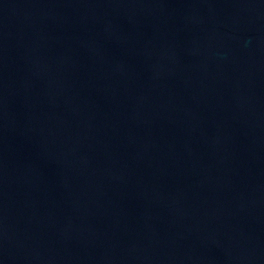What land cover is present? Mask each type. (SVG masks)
<instances>
[{"label": "water", "instance_id": "95a60500", "mask_svg": "<svg viewBox=\"0 0 264 264\" xmlns=\"http://www.w3.org/2000/svg\"><path fill=\"white\" fill-rule=\"evenodd\" d=\"M0 264H264V0H0Z\"/></svg>", "mask_w": 264, "mask_h": 264}]
</instances>
